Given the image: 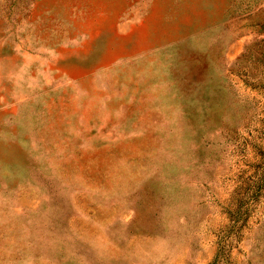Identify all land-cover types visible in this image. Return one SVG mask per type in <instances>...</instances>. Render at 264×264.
Wrapping results in <instances>:
<instances>
[{"label":"rangeland","instance_id":"374dc122","mask_svg":"<svg viewBox=\"0 0 264 264\" xmlns=\"http://www.w3.org/2000/svg\"><path fill=\"white\" fill-rule=\"evenodd\" d=\"M0 264H264V0H0Z\"/></svg>","mask_w":264,"mask_h":264}]
</instances>
